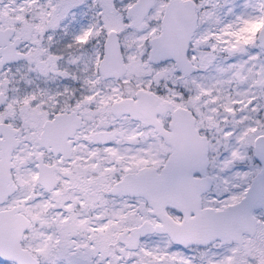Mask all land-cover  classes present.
Wrapping results in <instances>:
<instances>
[{"label": "snow or ice", "instance_id": "6c2138e0", "mask_svg": "<svg viewBox=\"0 0 264 264\" xmlns=\"http://www.w3.org/2000/svg\"><path fill=\"white\" fill-rule=\"evenodd\" d=\"M0 264H264V0H0Z\"/></svg>", "mask_w": 264, "mask_h": 264}]
</instances>
